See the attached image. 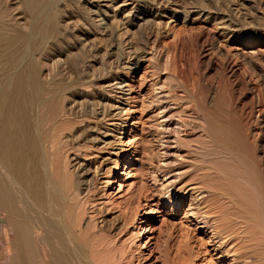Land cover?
<instances>
[{"label":"rangeland","instance_id":"1","mask_svg":"<svg viewBox=\"0 0 264 264\" xmlns=\"http://www.w3.org/2000/svg\"><path fill=\"white\" fill-rule=\"evenodd\" d=\"M91 2L43 0V5L61 13L75 43L72 52L81 64L88 62L87 70L99 78L106 79L111 70L113 79L123 81L125 91L120 109L108 107L113 112L103 119L84 117L96 130L94 137L103 136L104 141L86 144L79 139L59 159L71 174L74 155L85 154L90 165V200L83 224L90 223L108 261L123 254L133 257L134 264H214L217 251L201 246L209 240L210 230L192 231L190 242L184 237L201 209L190 206L188 199L184 202V196L172 189H179L182 177H190L199 153L190 150L200 147L201 152L205 148L201 143L207 144L204 110H216L221 102L244 106L241 88L233 85L229 61L240 67L246 94L256 96L255 82L264 97V43H257L264 39V0H101L99 8ZM0 4L8 12L23 9L20 0H0ZM93 10L102 17L88 19L97 14ZM20 13L15 20L26 27L28 17ZM223 16L228 21H222ZM233 18L244 29L233 32L228 27ZM53 30L33 27L30 37L43 46ZM245 34L247 43L242 38ZM21 53L25 55L26 49ZM118 59L123 62L116 68ZM92 81L82 86L89 96L96 92L113 101L121 96L101 88L98 79ZM234 89H238L235 94ZM184 127L188 133L182 132ZM201 157L199 161L205 158ZM0 176L11 185L10 173L1 167ZM112 179L115 182L110 184ZM175 197L180 198L177 208L172 205ZM8 219L0 209L6 238L0 264H11Z\"/></svg>","mask_w":264,"mask_h":264},{"label":"bare ground","instance_id":"2","mask_svg":"<svg viewBox=\"0 0 264 264\" xmlns=\"http://www.w3.org/2000/svg\"><path fill=\"white\" fill-rule=\"evenodd\" d=\"M89 1L97 8L101 6V0ZM21 5L20 12L28 17L26 27L15 20L20 12H8L0 4V167L11 178L9 185L0 176V209L10 218L11 234L6 233L11 241L10 263L134 264L133 257L127 259L123 254L108 261L100 241L93 238L90 223L83 224L90 200V165L85 154L73 156L72 174L67 172L68 165L59 161L80 143L79 139L86 144L102 141L103 136L94 137L96 130L87 118L103 119L121 108L123 81L113 79L111 70L106 79L99 78L87 70L88 62L81 64L72 52L73 36L70 38L69 27L62 23L58 10L43 5V0H20V9ZM95 12V17L88 19L95 21L101 16ZM221 19L228 21L224 16ZM231 23L228 27L233 32L244 29L237 19ZM38 26L54 29L43 46H37L30 37V31ZM242 38L249 41L246 34ZM257 43L261 45L264 39ZM122 62L118 59L116 68ZM227 66L233 85L241 88L244 106L221 102L216 110L203 109L205 123L201 127L208 146L202 142L205 148L201 152L197 151L200 147L196 152L190 150L192 154L199 152L195 166L191 165L194 168L190 175L187 173L189 178L180 179L179 189L172 190L183 195L184 202L188 199L190 206L201 209L195 213L196 222L187 225L184 237L190 242L192 231L210 230L209 240L200 242L202 247L217 251L214 264H264V97L255 82L252 88L256 98L248 96L240 67L233 61ZM90 79H98L101 88L121 96L113 101L96 92L93 96L92 91L90 97L82 88ZM236 90L231 91L235 94ZM182 132L188 133L187 128ZM198 155L205 158L199 161L202 157ZM179 204L180 198L175 197L173 207Z\"/></svg>","mask_w":264,"mask_h":264},{"label":"crops","instance_id":"3","mask_svg":"<svg viewBox=\"0 0 264 264\" xmlns=\"http://www.w3.org/2000/svg\"><path fill=\"white\" fill-rule=\"evenodd\" d=\"M1 231H2V233H1ZM7 239H8V237H7ZM5 244H6V238H5V235H4V232H3V228L1 229V227H0V256H2V254H4V246H5Z\"/></svg>","mask_w":264,"mask_h":264}]
</instances>
